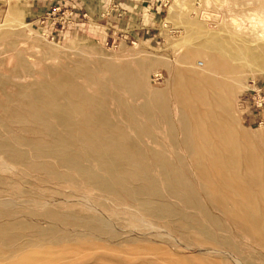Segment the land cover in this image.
Instances as JSON below:
<instances>
[{"label": "rangeland", "instance_id": "obj_1", "mask_svg": "<svg viewBox=\"0 0 264 264\" xmlns=\"http://www.w3.org/2000/svg\"><path fill=\"white\" fill-rule=\"evenodd\" d=\"M215 42L224 45V54H216L214 50L213 53L203 45ZM213 56L216 57L215 63L211 60ZM85 62L92 71L89 72L91 69ZM75 65L83 72V75L81 71L78 73L79 80L84 75H94V81H81L86 83L90 92L98 81L99 84L103 82L106 107L122 114L129 107L138 108L140 121L156 124L151 128L160 130L156 136L165 144L171 142L167 127L171 124L176 141L170 154L173 153L176 162L183 160L195 184L200 181L184 143L188 137L182 117L188 115V107L181 103L178 93L179 73L188 77L192 72L203 73L226 86L230 84L231 92L225 91L227 94L223 99L230 105L237 133H247L256 145H264V107L257 106L259 97L254 92H251V101L247 102L245 97L252 87L264 91V0H0V141L13 143L16 135L39 139L35 129H27L26 124L16 118L15 109L29 100L35 85L55 81L56 73H72L76 70ZM95 69L102 70L94 73ZM119 69H129L136 75L137 94L122 86L123 79L114 76ZM144 103L151 109V119L141 114ZM21 148L29 151L27 146ZM31 155L29 153L27 162L0 148V207L11 206L6 219L30 222L18 229V233H22L10 248H18L23 243L24 246L38 244L44 239L35 252L29 247L28 254L51 257L61 264H117L119 258L98 247L100 242L110 249H120L123 256L137 254L135 264L143 260V263H155L159 257L157 254L166 248L184 254L175 256L181 260L186 258V264L188 260L198 264L189 258L195 252L204 260L220 261L210 257L213 255L209 256V252L202 253L217 251L216 245L198 242L193 235L175 227L168 218L144 213L135 203L104 193L82 182L75 174L72 177L73 174L55 159L43 161ZM31 160L54 164L61 175L64 173L63 178L32 168L29 165ZM206 203L213 214L227 219L217 207ZM48 212L78 218L100 216L108 223L110 221L118 239L112 240L107 235L106 238L102 233L92 234L79 223L74 225L65 219H52ZM53 226L67 235L64 242L54 243L45 232ZM129 236L136 242H130ZM236 239L245 245L242 256L255 253L263 259L264 251L252 239L239 235ZM74 246L81 248L76 252L71 248ZM230 251V260H239L240 256ZM89 254H92L90 263L86 262Z\"/></svg>", "mask_w": 264, "mask_h": 264}, {"label": "bare ground", "instance_id": "obj_2", "mask_svg": "<svg viewBox=\"0 0 264 264\" xmlns=\"http://www.w3.org/2000/svg\"><path fill=\"white\" fill-rule=\"evenodd\" d=\"M203 45L209 48V51L214 50L216 54L225 53V47L220 42ZM215 58L214 56L211 58L214 63ZM87 63L86 66H88ZM90 69L87 68L89 72L92 71V68ZM101 70L99 69L100 72ZM80 71L83 75L82 70L78 68L69 74L64 72V74L57 75L56 73L55 81L35 85L30 91L29 100L15 109V115L20 122L22 121L21 123L26 124L24 126L27 129L28 127L35 129L39 134V139L34 136V138H25L16 135L13 143L1 140L0 148L6 153L17 155L19 160L27 162L30 159L29 153H32L33 156H31L38 160L55 159L57 164L73 174L72 177L75 174L82 182L91 184L104 193H109L129 203L133 202L143 212L159 218H168L175 227L188 232L189 236L193 235L198 242L207 241L216 245L217 251H201L203 254L209 252V256L213 255L210 257H216L220 261L204 260L195 252V255L191 254L189 258L197 261L198 264H264V257L262 259L254 252V255L242 256L245 245L241 239V241L236 239V235L252 239L254 244L264 251V145H256L252 141V136L247 133H237L230 105L223 99L224 95L231 90V85L226 86L203 73L192 72L190 77L183 72L178 74L180 76L177 84L180 100L186 108L188 107V115L182 117L184 118V130L188 137L184 143L189 156L194 161V169L200 181V184H195L183 160L176 162L174 161L176 157L173 158V153L170 154L171 146L176 141L175 131L171 124L167 126L171 142L165 144L156 136L159 129H154L157 133L152 130L153 123L150 125L140 121L138 108L129 107L122 114L112 110L111 107H106L107 99L104 96L107 95L103 82V85L101 82L100 85L99 81L96 82L97 84L94 83L93 91L90 92L89 87L85 86L86 83L81 81L83 79L93 80L94 75H84L83 79L79 80ZM96 71L99 72L95 69L94 73ZM85 72L88 71L85 70ZM114 76L123 79L124 85L122 86L136 93V75L131 70L119 69ZM140 79L142 80V77ZM92 84L90 81V85ZM118 91H120L119 88ZM225 91L226 94H224ZM125 97L128 96L125 95ZM159 104L162 105L163 102ZM141 114L151 119V109L148 104L142 105ZM22 145L27 146L29 151L23 150ZM29 165L32 168L46 170L60 179L64 176V173L62 172L61 175L60 170L57 171L56 166L51 163L31 160ZM206 202L217 207L227 219H223L220 214L219 216L213 214ZM5 206L6 208L0 207V264H61L59 260L51 257H34L28 254L26 250L29 247L35 252V248L44 239L39 240L38 244L31 243L28 244L29 246H24L23 243V246L18 248L16 246L17 249L10 248L18 235L22 233H18V229L29 225L30 222L26 219L23 221L6 219L10 215L8 210L11 206ZM48 215L58 221L65 219L74 225L75 223L82 224L85 230L92 234L102 233L105 234L104 237L107 235L112 240L117 238L115 229L109 224L110 221L108 223L100 216L78 218L72 215H58L57 212H48ZM77 227L81 228V226ZM46 231L54 243L64 242L67 236L56 226L49 227ZM134 240L129 239L130 242L135 243ZM97 246L119 258L117 264L125 262L135 264L136 251L133 252L136 254H133L134 257H127L120 254V249L116 250L113 247L110 249L101 242ZM71 248L77 252L81 247ZM230 250L240 256L239 260H230L231 253L228 252ZM90 255L92 254L86 257L88 259L86 262L91 260ZM157 255L159 257L155 263L151 260L153 264H186V258L185 260L183 257L182 260L176 258L180 255L185 256L184 254L174 252L169 248L161 250ZM139 256L142 258V255ZM143 262L140 264H149V262ZM187 264L193 263L188 260Z\"/></svg>", "mask_w": 264, "mask_h": 264}, {"label": "built area", "instance_id": "obj_3", "mask_svg": "<svg viewBox=\"0 0 264 264\" xmlns=\"http://www.w3.org/2000/svg\"><path fill=\"white\" fill-rule=\"evenodd\" d=\"M254 92V94H257L258 97H259V103H258V107H264V91L260 90L257 91V88L256 87H252V89L249 90V94H246L245 97H246V101L249 102L251 101V98H252V93Z\"/></svg>", "mask_w": 264, "mask_h": 264}]
</instances>
